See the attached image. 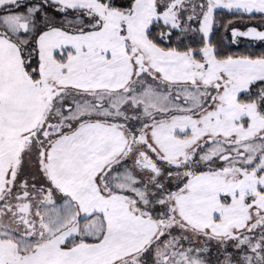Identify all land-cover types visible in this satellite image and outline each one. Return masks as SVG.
I'll return each instance as SVG.
<instances>
[{
  "label": "snow or ice",
  "instance_id": "obj_1",
  "mask_svg": "<svg viewBox=\"0 0 264 264\" xmlns=\"http://www.w3.org/2000/svg\"><path fill=\"white\" fill-rule=\"evenodd\" d=\"M0 264H264V0H0Z\"/></svg>",
  "mask_w": 264,
  "mask_h": 264
}]
</instances>
